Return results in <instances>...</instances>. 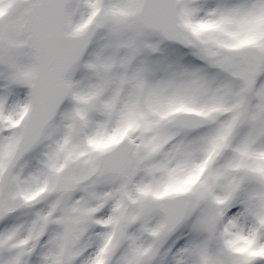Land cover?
Returning <instances> with one entry per match:
<instances>
[{
    "label": "snow or ice",
    "instance_id": "obj_1",
    "mask_svg": "<svg viewBox=\"0 0 264 264\" xmlns=\"http://www.w3.org/2000/svg\"><path fill=\"white\" fill-rule=\"evenodd\" d=\"M0 264H264V0H0Z\"/></svg>",
    "mask_w": 264,
    "mask_h": 264
}]
</instances>
